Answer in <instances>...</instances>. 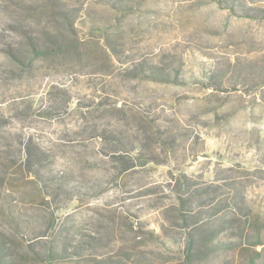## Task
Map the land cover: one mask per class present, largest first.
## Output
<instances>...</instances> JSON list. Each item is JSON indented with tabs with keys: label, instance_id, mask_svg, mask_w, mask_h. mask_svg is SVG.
I'll return each instance as SVG.
<instances>
[{
	"label": "rangeland",
	"instance_id": "obj_1",
	"mask_svg": "<svg viewBox=\"0 0 264 264\" xmlns=\"http://www.w3.org/2000/svg\"><path fill=\"white\" fill-rule=\"evenodd\" d=\"M0 264H264V0H0Z\"/></svg>",
	"mask_w": 264,
	"mask_h": 264
}]
</instances>
